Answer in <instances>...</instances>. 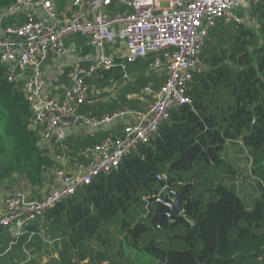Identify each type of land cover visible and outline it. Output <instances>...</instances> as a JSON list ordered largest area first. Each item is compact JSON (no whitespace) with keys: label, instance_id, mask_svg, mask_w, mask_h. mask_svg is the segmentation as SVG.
<instances>
[{"label":"trees","instance_id":"obj_1","mask_svg":"<svg viewBox=\"0 0 264 264\" xmlns=\"http://www.w3.org/2000/svg\"><path fill=\"white\" fill-rule=\"evenodd\" d=\"M14 1L0 0V11ZM249 8L255 27L228 29L219 21L218 29H209L203 64L188 84L190 103L174 106L148 144L46 209L18 238L0 227V264H264V0ZM117 70L95 79H109ZM21 81H8L0 64V185L5 180L3 193L22 192L20 187L28 199L39 200L50 189V170L62 148L42 142ZM116 132L103 131L97 140L68 135L64 145L72 161H85L84 147ZM228 143V154L245 151L258 181L260 195L250 209L231 186L218 181L197 192L193 177L185 176L202 163L239 180L241 171L220 155ZM43 186L45 193L38 190ZM168 190H183L182 212L173 220L161 218L169 209L159 202L147 208V197ZM174 228H180L171 236L181 248H161L151 235Z\"/></svg>","mask_w":264,"mask_h":264},{"label":"built area","instance_id":"obj_2","mask_svg":"<svg viewBox=\"0 0 264 264\" xmlns=\"http://www.w3.org/2000/svg\"><path fill=\"white\" fill-rule=\"evenodd\" d=\"M258 0H72L82 7L72 14H60L52 0H15L0 11V64L8 81L22 80L23 94L29 104L31 120L41 140L62 148L52 175L49 191L39 200L28 199L16 191L0 199V227L18 238L25 227L60 200L89 184L96 176L118 169L121 161L140 145H146L168 120L170 110L190 103L188 84L193 72L203 64L200 56L209 29L217 21L241 24L234 10ZM128 8L125 14L107 15V8ZM195 5V7H193ZM249 14V11H248ZM244 14V17L248 16ZM86 36L96 56L86 57V66L67 70L70 85L61 99L45 91L44 65L50 56L66 53L65 38ZM116 41L123 51L106 53ZM149 59V68L166 72L163 84L147 82L144 92L150 97L144 109L125 106L100 117L79 110L89 97L87 77L118 67L122 80L130 79L127 64ZM139 98L137 93L127 100ZM125 118L118 135H106L86 146L85 161H72L64 145L65 131L83 126L91 133L106 129ZM157 179L164 178L157 174ZM165 190L162 188L161 192Z\"/></svg>","mask_w":264,"mask_h":264},{"label":"crops","instance_id":"obj_3","mask_svg":"<svg viewBox=\"0 0 264 264\" xmlns=\"http://www.w3.org/2000/svg\"><path fill=\"white\" fill-rule=\"evenodd\" d=\"M251 0H248L250 3ZM53 5L56 7L57 11L60 14H72L81 10L82 7L72 6V0H52ZM251 5V4H250ZM107 15L111 16L113 14H125L128 12V8L111 5L107 8ZM250 12L251 9L248 8ZM66 47V53L61 58H55L50 56L45 63L43 69L45 74V91L46 93L55 99H61L63 97L65 89L70 85L69 77L67 76V70L71 68H75L77 66H86L88 62L85 60L86 57H95L96 56V49L92 47L89 43V40L86 36L82 35H71L65 38L64 41ZM104 51L106 53L115 52L116 54L123 51L122 42L116 41L113 46L105 47ZM140 61H148L149 60H140ZM138 62V61H137ZM136 63V62H134ZM128 68V66H127ZM152 70L149 68L145 70L144 76L147 75V82H153L156 86H159L164 83L166 72L163 69H159L156 72H151ZM121 71L117 70V72L110 76L106 84H99L101 81L97 82L95 79L98 76L94 77H87L86 82L90 88L89 97L95 99L94 103L88 104L84 103L80 106L79 110L86 114H94V115H106L108 113H112L115 110L122 109L125 106H130L127 104H122L118 100V96L116 90L119 87L124 86L127 82L131 81L122 80L120 78ZM97 82L98 84L94 83ZM137 93V92H132ZM131 93H127L124 96V100L126 101V96ZM139 98L132 100L133 107L144 109L146 107L147 102L150 100V97L144 92V87L142 88V92L137 93ZM147 96H145V95ZM111 97V98H106ZM126 119L121 118L115 121V123L106 129L97 130L94 133L89 132L83 126H74L65 131L66 136H70L73 138L85 139L86 137L96 139L101 135L104 134L103 131H117L116 133H121L122 127L125 123ZM100 139V138H99ZM99 143V142H97ZM96 144V143H94ZM62 150V149H61ZM70 150V148H69ZM73 155V154H72ZM70 154V157L72 156ZM77 157V156H76ZM85 159V158H84ZM77 160V159H76Z\"/></svg>","mask_w":264,"mask_h":264},{"label":"rangeland","instance_id":"obj_4","mask_svg":"<svg viewBox=\"0 0 264 264\" xmlns=\"http://www.w3.org/2000/svg\"><path fill=\"white\" fill-rule=\"evenodd\" d=\"M248 8H249V6L245 5L243 7H240L238 9L234 10V13L240 17H243L242 23H248L250 26L255 27V23L253 22L251 15L249 17ZM239 14H241V15H239ZM244 14H248V16L244 17ZM220 25H221L220 22L217 21V22H215V25L213 27H211V29H213V30L218 29L220 27ZM234 26L235 25L233 22L225 23V28L231 29V28H234ZM145 65H146L147 69H149V65L145 61H138L136 63L127 64L128 68L126 69V71H127V73H129V75H131V81L127 82L124 86L119 87L116 90L118 100L122 104L125 103L127 105H132L133 104L132 100H135L138 98H134V99L125 101L124 96L127 93H132V92L140 93V92H142V88L147 84V83H144V74H145V70H146ZM118 70H120V69L118 68ZM114 74H115V72L113 71L110 73V76H113ZM107 80H108V77H106L104 80H102L99 84H104L107 82ZM17 81H21V80H17ZM21 83H23V82L21 81ZM94 83L98 84L97 82H94ZM145 96H147V95H145ZM106 98L109 99L111 97H106ZM29 113H30V110H29ZM29 117H30V121H31V116H29ZM31 123H32V121H31ZM29 124H30V122H29ZM107 131H109V130H105L104 132H107ZM229 148H232V146L228 143L226 148L221 152L220 155L224 159L225 163L227 165L229 164L232 169H234L237 172L241 171L239 180L236 178H232L228 174H226L223 170V167L217 168V169H213V167L202 168V163H197L196 165H194V167L192 169L185 172V176L188 179H190L191 176L193 177L192 179L195 183L197 192H199L202 189H206L205 188L206 186H211L213 184H216V182H218V181L222 182L226 186H231V188L237 192V195L239 196V198L242 201L245 208L250 209L252 207L253 203L255 202L256 198L260 195V188L258 185V181L256 179H253L255 177H253L252 173L250 172V168L248 165L249 162H247L248 155L245 153V151L236 152V155L235 154H228ZM5 183H6V181L4 180V181H2V183L0 185V199L4 198L7 195L12 193V192H8L7 190L5 193H3L1 191V187ZM16 187H17V185H16ZM18 188L22 192H24L20 187H18ZM14 190L16 191L18 189H14ZM38 190H40V192H42V193L46 192V188L44 186L38 188ZM25 193L27 194V196L29 195L28 192H25ZM162 194L164 196L165 193H162ZM202 194H204L203 198L205 199V201H207L209 199V192L203 191ZM170 199L173 201L174 197L172 196V198H170ZM152 212L154 214L156 213L155 205L152 208ZM143 222L146 224H151V222L148 219H143ZM179 231H180V228L165 230V231H162L160 233H158V232L156 233L154 231L153 234L148 232L147 236L151 234L155 239L159 240L161 242L160 243L161 248H168L170 245H172L174 248H181L182 246L178 244L179 242H177V240L175 238H172V236H171L172 233H177ZM167 235H170V236L167 237ZM132 254L134 256H137V255H141V252L140 251H132Z\"/></svg>","mask_w":264,"mask_h":264},{"label":"water","instance_id":"obj_5","mask_svg":"<svg viewBox=\"0 0 264 264\" xmlns=\"http://www.w3.org/2000/svg\"><path fill=\"white\" fill-rule=\"evenodd\" d=\"M171 195L174 197L173 201L170 199ZM183 196V190L180 191H172L168 190L165 192L164 196H152V197H147L146 200L148 202L147 208L150 210V206L153 202H159L163 205H165L168 209L169 212L164 213L161 218L167 217L169 220H173L175 216L180 215L182 212V207H181V198Z\"/></svg>","mask_w":264,"mask_h":264},{"label":"snow or ice","instance_id":"obj_6","mask_svg":"<svg viewBox=\"0 0 264 264\" xmlns=\"http://www.w3.org/2000/svg\"><path fill=\"white\" fill-rule=\"evenodd\" d=\"M209 2H212V0H209ZM193 7H195V5H193Z\"/></svg>","mask_w":264,"mask_h":264}]
</instances>
